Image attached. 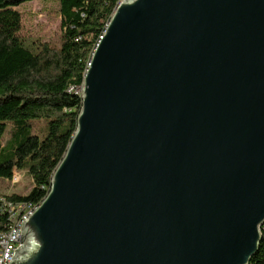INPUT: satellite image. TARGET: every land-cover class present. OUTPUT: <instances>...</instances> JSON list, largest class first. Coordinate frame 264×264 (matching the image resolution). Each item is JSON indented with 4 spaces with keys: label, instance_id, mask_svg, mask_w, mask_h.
I'll return each instance as SVG.
<instances>
[{
    "label": "water",
    "instance_id": "95a60500",
    "mask_svg": "<svg viewBox=\"0 0 264 264\" xmlns=\"http://www.w3.org/2000/svg\"><path fill=\"white\" fill-rule=\"evenodd\" d=\"M8 264H248L264 224V0H121Z\"/></svg>",
    "mask_w": 264,
    "mask_h": 264
},
{
    "label": "trees",
    "instance_id": "16d2710c",
    "mask_svg": "<svg viewBox=\"0 0 264 264\" xmlns=\"http://www.w3.org/2000/svg\"><path fill=\"white\" fill-rule=\"evenodd\" d=\"M31 0H0V178L25 171L33 186L27 194L2 195L12 203L38 204L76 129L82 85L90 56L116 0H53L59 5L60 44L29 47L19 36L22 18L15 7ZM51 1V0H44ZM43 118L41 134L31 121ZM10 125L9 140L3 137ZM6 222H0L5 230ZM258 249L248 264H264V224Z\"/></svg>",
    "mask_w": 264,
    "mask_h": 264
},
{
    "label": "rangeland",
    "instance_id": "374dc122",
    "mask_svg": "<svg viewBox=\"0 0 264 264\" xmlns=\"http://www.w3.org/2000/svg\"><path fill=\"white\" fill-rule=\"evenodd\" d=\"M20 12L22 25L19 36L29 47L40 43H48L51 46L60 44V16L59 5L56 1L31 0L15 7ZM46 121L43 118L31 121L30 134H41ZM10 125L3 137V144L9 140ZM33 183L28 172L23 171L21 180L11 184L9 180L0 178V195L6 194H27Z\"/></svg>",
    "mask_w": 264,
    "mask_h": 264
},
{
    "label": "built area",
    "instance_id": "2783aa9c",
    "mask_svg": "<svg viewBox=\"0 0 264 264\" xmlns=\"http://www.w3.org/2000/svg\"><path fill=\"white\" fill-rule=\"evenodd\" d=\"M118 4H115L117 6ZM102 36H99V40ZM81 86H73L71 92L81 94ZM23 171L14 170L10 178V183L15 184L21 180ZM19 207H12V200L0 195V222H6V229L0 230V264H8L9 250H15L21 245L22 224H15V211ZM29 216H25L24 220Z\"/></svg>",
    "mask_w": 264,
    "mask_h": 264
},
{
    "label": "bare ground",
    "instance_id": "6f19581e",
    "mask_svg": "<svg viewBox=\"0 0 264 264\" xmlns=\"http://www.w3.org/2000/svg\"><path fill=\"white\" fill-rule=\"evenodd\" d=\"M120 1L121 0H116L115 4H119ZM115 7L116 6H114V8ZM98 42H99V40H98ZM97 43L95 44V46L97 45ZM95 46H94V48H95ZM94 48H93V50H94ZM93 50H92V52H93ZM38 205H39V203L36 205L31 204V203H12V207H19V209L15 211V224H23L25 216H30ZM13 253H14V250H9L8 262L13 257Z\"/></svg>",
    "mask_w": 264,
    "mask_h": 264
}]
</instances>
